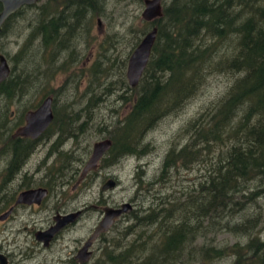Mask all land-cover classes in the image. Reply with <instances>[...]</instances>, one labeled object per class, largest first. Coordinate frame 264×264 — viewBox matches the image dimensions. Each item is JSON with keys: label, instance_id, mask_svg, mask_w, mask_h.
<instances>
[{"label": "trees", "instance_id": "16d2710c", "mask_svg": "<svg viewBox=\"0 0 264 264\" xmlns=\"http://www.w3.org/2000/svg\"><path fill=\"white\" fill-rule=\"evenodd\" d=\"M98 1L88 0V8ZM101 10L102 6L95 8L92 15L101 14ZM40 19L27 41L39 38L46 50L53 39L65 38L60 26L66 25L54 24L46 11ZM150 25L157 27V35L138 84L131 87L126 79L119 78L118 99L130 103V108L122 117L115 112L105 164L147 151L149 143L143 141L158 118L179 110L210 75L226 74L230 81L213 107L185 125L188 139L170 147L159 172L146 182L143 174H138V190L161 183L170 186L172 192L153 197L148 206L139 203L127 215L130 223L119 234L104 239L102 251L92 264H206L228 253L233 257L231 264H264V240L252 234L259 217L249 214L235 223L230 222L231 216L221 220L229 217L227 208H235L234 213L241 204L264 196V0H170L162 4V15L146 22L140 33L145 34ZM67 33L70 40L77 31L68 29ZM24 45L15 55L16 62L22 61ZM45 60L47 65L53 61L52 56ZM91 68L94 79L101 72L108 74L109 65L95 61ZM21 71L24 73L10 70L0 82L4 109L23 97L27 92L23 89L37 80L36 74ZM106 78L89 87L83 123L74 122L77 127L69 130V114L59 123L55 117L45 136L50 135L52 124H58L56 139H77L75 134L82 133L92 121L90 111L98 102L99 97L91 94L95 89H107L111 81ZM131 91L134 98L126 95ZM4 114L0 109V137L21 139L3 133L7 122ZM196 164L203 170L201 178L185 184L182 172L196 168ZM11 169L16 170L15 166ZM214 231L241 233L248 235V240L220 248L196 244Z\"/></svg>", "mask_w": 264, "mask_h": 264}, {"label": "rangeland", "instance_id": "374dc122", "mask_svg": "<svg viewBox=\"0 0 264 264\" xmlns=\"http://www.w3.org/2000/svg\"><path fill=\"white\" fill-rule=\"evenodd\" d=\"M169 1L163 0V4ZM97 3H99L98 6ZM97 3H93L92 8H88L87 4L84 14L79 16L82 23L80 24L79 21H76L74 29H71L73 32L77 28H80L77 33H74V38H70L72 41L69 47L72 48V43L74 42V45H76L77 59L75 62H72V59H70V64L66 69H62L59 66L66 59L68 52H70L69 49L62 51L59 54L60 56L55 61H52L49 60L51 59L50 45L46 50H41L42 46H40L39 38L27 41L34 26L38 25L37 13H34L33 10L21 12L7 27L5 34L0 36V53L7 57L10 70L24 73V71H21L24 69L28 72L29 76L31 73L32 75L36 74L34 80L37 79L34 83L35 86L33 85L32 87H25L23 89L24 92L28 91L27 94H24L19 100L12 102L6 109L2 108L3 104L0 103V109L5 111V117L7 115V122L4 125L5 129L3 131L4 134L9 135L13 133L16 127L19 126L15 125L20 120L19 114H23L27 108L31 109L33 106H36L45 95L55 96L56 108L54 109L57 111V119L67 116L65 114L67 113L71 117V120L67 124L68 129L71 130V126L77 127L74 122L81 124L87 119L83 106L90 94L89 87H93L100 80H104L105 76L107 77L106 81H111L110 84H106V88L109 90L99 88L92 92L91 95H94L96 99L99 97L98 102L90 111L89 118L92 116V121L88 126L86 124L82 133L75 134L77 139H81L79 142L80 147L77 151L83 152L82 154L85 156V152L88 151V148L91 150L95 141L108 136L109 131L112 129L111 123L116 119L115 112L120 117L128 112L130 103L125 104L122 100L118 99V95L121 93L118 87L120 85L119 78H124L127 81L126 70L128 59L139 43L138 38L141 40L144 35L140 33L145 28L146 22H148L141 16L144 3L140 0H99ZM101 6V14L92 15L95 8H100ZM51 7L49 12L55 8L54 6ZM46 12L48 13V11ZM48 18H50L49 13ZM82 24L83 30H81ZM71 25L73 26V24ZM152 26L150 25L148 31ZM24 43H27V45H24ZM23 45L25 51L23 55H20L22 61L16 62L15 55L19 53ZM73 53L70 54V57ZM45 58L49 60L48 65L51 66V70L50 68L48 69ZM95 61H99L102 66L109 65L106 71L108 74L101 72L93 79L91 67ZM124 63H126L125 67L123 66ZM229 81L230 79L226 74L210 75L207 81L200 86L199 91L185 102L179 110H175L158 118V121L149 129L143 141L149 143L147 151L142 153L141 156L130 155L124 156L123 158H116L113 161L108 160L106 162L107 164L104 162V169L101 171V174L91 178L93 180L90 182L87 193H85V189L83 188V191L79 192V190L77 193H74L71 191L72 185H69L65 188L67 190L66 195L74 196L78 194V197L75 199L76 201L69 197L66 198L75 204L81 200H87L88 205L93 203L98 206H114L123 202L132 201L136 208L139 203L143 206H148L150 199H153V197L171 193L172 188L170 186L164 187L161 183L138 190V174H143L144 182H146V180L153 178L159 172L164 156L170 147L178 140L188 139V133H184L185 125L191 119L193 120V118L199 117L200 114L205 113L213 107V104L226 91ZM127 93V96L130 95L131 98H134L135 92L131 91ZM78 114L81 115L79 121ZM48 134L50 135L47 139H56L57 124H52ZM0 138L6 139L4 136ZM3 145L0 143V148ZM73 145L75 144L73 143ZM75 155L81 156L76 153ZM5 160H7V154L5 155L3 152L0 155V162ZM196 165V168L182 172L187 179V181H184L185 184L193 183L201 178L200 175L203 170H200V167H198L199 164ZM74 166H79V162H76ZM44 170L42 171L44 172ZM171 177L173 176L171 175ZM110 178L116 180V186L103 190L102 192L101 185ZM253 185L254 183L251 184V186ZM142 186H146V183ZM13 187L15 188L16 185ZM173 188L176 187L173 186ZM7 189L8 187L4 185L3 193L0 192V197ZM8 192L12 193L14 191H9L8 189ZM59 198L60 196L58 195L50 196L46 206L42 207L45 210L38 212L25 210L23 212L24 220H28L29 213H38L43 216L48 212L49 217L52 214L49 211L51 208L61 206V203L58 202ZM154 201H157V199H154ZM101 202L104 203L101 204ZM233 210L230 211L227 208L229 217L224 216L221 220L227 221L231 216L230 222L235 223L237 220L245 219L249 214L258 216L257 228L252 234H258L264 240V196L257 197L252 202L249 200L245 205L241 204L234 213H231ZM99 216L100 211L98 208H90L75 227L67 229L63 237L57 239L49 249L40 250L39 252L32 245L33 239H28L27 232L17 234L16 226L18 223L15 220L11 221L10 219L7 222L0 220V245L9 250V264H59L58 260L63 259V261H66L67 256L69 257V252L75 245H78L79 242L76 240L85 238L92 233L93 228L96 226L95 221L97 222ZM127 219V216L126 218H121L113 231H111V234H107L108 238L114 237L117 233L119 234L130 223ZM39 224H44V222L40 221ZM13 227H15L14 230ZM247 240L248 235L241 233L233 235L229 232L214 231L208 233L205 239L200 237L196 244L200 246L204 242L207 245L212 244L220 248L232 245L235 242L242 244ZM230 254L228 253L227 257L213 259L206 264H231L233 257ZM63 261L60 264H65Z\"/></svg>", "mask_w": 264, "mask_h": 264}, {"label": "flooded vegetation", "instance_id": "af4514ba", "mask_svg": "<svg viewBox=\"0 0 264 264\" xmlns=\"http://www.w3.org/2000/svg\"><path fill=\"white\" fill-rule=\"evenodd\" d=\"M42 1V2H41ZM41 2V4H39ZM88 0H35L32 3H24L22 4L17 10L12 12L2 23V31L7 30V27L12 23V21L15 19L16 16L20 15L21 12L27 11V10H33L34 13H37L38 17V24L40 16L44 11H48L50 19L53 20L54 24H65L66 27L61 25L60 30L67 33L68 29H74L76 25V21H79V23H82L81 18L79 16L84 14L85 6H87ZM163 4V1H162ZM51 6H54L55 8L53 11L49 12L51 10ZM2 10V4L0 3V11ZM73 24V26L71 25ZM86 25V24H85ZM34 26L33 31L36 30L38 27ZM80 28H77L76 31H79ZM83 24L82 29L83 30ZM65 34V38L58 37L57 40L53 39L50 43L51 47V56L53 61L57 59L62 51H65L69 49L70 52H68V55L64 61L60 64L59 67L62 69H66L68 66V62L71 59L70 54L74 50L75 55L73 56V61L75 62L76 57V45H74V42L72 43V48H69L70 42L72 40H67L68 36ZM77 41V40H76ZM75 41V42H76ZM40 46H42L41 50L44 49V43L42 40H40ZM65 48V49H64ZM7 59V57H6ZM72 61V62H73ZM25 93L24 91H22ZM28 92V91H27ZM27 92L25 94H27ZM52 98V111H53V120L55 117H57V111L54 109L55 107V96L49 95ZM48 97V95L46 96ZM44 96V98H46ZM42 98V100H44ZM42 100L39 101V103L36 106H33L31 109L27 108L23 112V114H19L20 120L15 125H19L16 127L15 131L11 133L12 138H21V139H1L0 143L4 144L0 148V155L2 152L7 151V160L0 162V192L3 193V187L4 185L8 187L9 191L14 192H8V189L4 194L0 197V208L2 209L0 211V215H4L8 212V214L0 218L1 221L7 222L11 219L15 220L17 224V234L22 232H27L28 239H33V246L37 249L36 251L49 249L53 243L63 237L65 231L71 227H75L79 221L82 219V217L86 214V212L92 208L96 207L100 211V216L95 221V225L99 223L100 219L103 217L104 214V208L106 206H112V205H94L93 203L88 205L87 200L85 201H79L78 203L70 202L66 197L74 199H77L78 194L74 196H68L66 195V187L69 185H72L71 191L74 193H77L83 191L85 189V193H87L88 187L90 185V182L93 180L92 177L98 176V174H101V171L104 169V158L106 156V153L103 154V156L98 161L97 165L93 169H89L86 171L85 174L83 173V169L90 158L92 151H93V145L91 147V150L88 148V151L82 154L80 151L78 152L77 149L80 147L79 142L81 139H47L49 136H45V132L48 128L37 138H31L30 136L26 135H20L18 134V130L24 126L26 121V114L36 109ZM12 114V113H11ZM68 115L67 113H65ZM79 116V114H78ZM62 118L58 119L59 123ZM51 122V123H52ZM51 125V124H50ZM58 126V124H57ZM46 138V139H45ZM85 140V139H83ZM101 140V139H99ZM73 143L75 145H73ZM17 144V146L14 148L13 146ZM68 144H70L68 146ZM13 149L15 150L16 156L13 155ZM10 151L11 153H9ZM81 155L76 156L75 155ZM5 154V155H6ZM12 154V155H11ZM76 162H79V166H74ZM49 164V165H48ZM15 166V169H11ZM18 166V167H17ZM43 167V168H42ZM45 169V170H44ZM44 170V172L42 171ZM42 171V172H41ZM40 177L38 178V176ZM115 180V179H114ZM116 181V180H115ZM104 184V183H103ZM102 184V185H103ZM117 184V182H116ZM115 184V186H116ZM16 185L14 188L13 186ZM101 185V191L103 192ZM87 188V189H86ZM44 190L46 191L45 195L39 200V202H19L16 203V199L18 195L21 192L28 191V190ZM52 195H58L60 196L58 202L61 203L60 207L57 208H51L49 211L52 212V214L48 217V212L45 215H40L38 213H29L28 220H24V214L23 212L25 210H32V211H40L45 210L42 207H45L48 203L47 201L50 199V196ZM102 199V198H100ZM99 200V199H98ZM100 201V200H99ZM104 202H101L103 204ZM132 204V210L135 209L134 203L131 201ZM118 205H114L113 207H118ZM37 208V209H36ZM41 208V209H39ZM47 210V209H46ZM131 210V211H132ZM130 211V212H131ZM122 214L120 217L116 218L112 226L104 232H101L95 236V238L92 239L91 244L88 246L87 251L90 252V256L88 259L83 258L79 252L85 245V243L89 240L91 235L93 234L96 226L93 228L92 233L88 235L85 238H79L76 240L78 245L74 246L72 250L69 252V257L67 256V260L63 261V259H59V264L63 261L65 264H91L95 260L96 256L101 253L102 248L104 246V239L108 237L111 234V231H113L114 227L117 225V222L125 217L130 213ZM72 213H78V215L71 221L64 224L48 242H43L39 240L36 237L37 231H43L51 227L55 223V217L56 216H65ZM40 221H43L44 224H39ZM15 227H13L14 230ZM35 253V252H34ZM0 254H3L6 259V264H9L10 262V253L8 249L3 248L2 245H0Z\"/></svg>", "mask_w": 264, "mask_h": 264}, {"label": "water", "instance_id": "95a60500", "mask_svg": "<svg viewBox=\"0 0 264 264\" xmlns=\"http://www.w3.org/2000/svg\"><path fill=\"white\" fill-rule=\"evenodd\" d=\"M34 1L35 0H0V3L2 4V10L0 11V34L2 32V23L12 12L17 10L22 4L32 3ZM162 1L163 0H143L144 9L141 14L142 18L149 22L160 17L162 15ZM156 35L157 27L153 26L143 35L139 43L132 51L128 59L126 70V78L129 86L134 87L138 84L150 58ZM9 73L10 66L8 64V60L4 54L0 53V82L4 81L8 77ZM52 120V98L48 96L42 100L36 109L31 110L26 114L25 124L17 132L20 135L37 138L48 128ZM110 146L111 139L109 137H105L95 142L92 154L88 159L82 174H85L89 169L95 168L100 158L109 150ZM115 184L116 181L113 178H110L102 185V189L106 190L113 188L115 187ZM45 193L46 191L41 189L21 192L16 199V203L39 202ZM131 210L132 204L130 202H123L118 207L106 206L104 208L103 217L100 219L93 234L80 250L79 254L83 258L88 259L90 252H88L87 249L91 244L92 239L95 238L97 234L107 231L112 226L116 218L120 217L122 214L130 212ZM7 214L8 212L4 215H0V218L2 219ZM77 215L78 213L56 216L55 223L46 230L37 231L36 237L45 243L48 242L64 224L73 220ZM0 264H6V259L3 254H0Z\"/></svg>", "mask_w": 264, "mask_h": 264}, {"label": "bare ground", "instance_id": "6f19581e", "mask_svg": "<svg viewBox=\"0 0 264 264\" xmlns=\"http://www.w3.org/2000/svg\"><path fill=\"white\" fill-rule=\"evenodd\" d=\"M2 34V33H1Z\"/></svg>", "mask_w": 264, "mask_h": 264}]
</instances>
